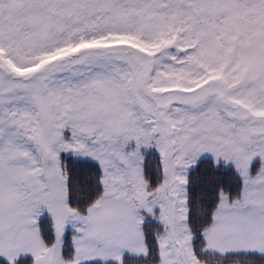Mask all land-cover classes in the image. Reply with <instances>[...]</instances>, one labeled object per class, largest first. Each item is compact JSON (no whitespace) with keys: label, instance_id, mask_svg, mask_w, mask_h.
I'll return each mask as SVG.
<instances>
[{"label":"snow or ice","instance_id":"obj_1","mask_svg":"<svg viewBox=\"0 0 264 264\" xmlns=\"http://www.w3.org/2000/svg\"><path fill=\"white\" fill-rule=\"evenodd\" d=\"M264 264V0H0V264Z\"/></svg>","mask_w":264,"mask_h":264},{"label":"trees","instance_id":"obj_2","mask_svg":"<svg viewBox=\"0 0 264 264\" xmlns=\"http://www.w3.org/2000/svg\"><path fill=\"white\" fill-rule=\"evenodd\" d=\"M255 264H261V262L260 261H256Z\"/></svg>","mask_w":264,"mask_h":264}]
</instances>
